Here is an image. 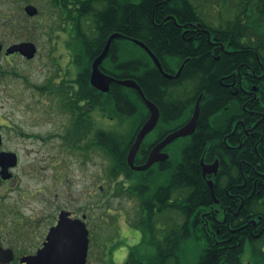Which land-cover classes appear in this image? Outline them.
I'll list each match as a JSON object with an SVG mask.
<instances>
[{"label": "flooded vegetation", "instance_id": "1", "mask_svg": "<svg viewBox=\"0 0 264 264\" xmlns=\"http://www.w3.org/2000/svg\"><path fill=\"white\" fill-rule=\"evenodd\" d=\"M83 1L86 0H67V6L65 8L60 7L56 10L58 19L62 24V31L65 32V28L68 25H72L73 21H76V9L80 8V3ZM94 1L97 6L101 3V0ZM46 2L50 6H53L51 0H46ZM122 3L123 5H128L131 2L129 0H122ZM29 5L31 4H26L24 7ZM67 10L73 11L74 17ZM28 18H30L29 20L31 22L35 17ZM177 26L182 29V39L190 41L191 38L185 35L191 32V28L186 25ZM119 40L123 41L124 38ZM16 44L18 43L5 45L0 40V88L6 87L10 79L17 78L16 72H11L7 69V67L10 68L12 66L11 61L14 58L21 57L18 53L7 54V50ZM57 50L59 53L58 59H53L51 56L52 51H47L46 56L55 71L53 76L49 79L47 78L42 85L33 86L36 90L33 89L34 96L19 98L9 93L10 96L12 95L9 101H13L12 112L15 110L16 114L20 113L24 115V119L20 122L21 124L27 122V125L33 128L42 125L44 120L46 123L51 122L52 125L56 123L58 127L56 135L55 133H48L47 135V137H55L54 144L49 146V142L46 143L40 137L44 135L41 132L31 131V134L18 132L19 126L17 123H13L16 127L12 124L7 125L0 115V264H28V262L37 264L40 261L42 263L51 262L49 256L44 253H42V256H39V253L47 245L58 248V253L62 251L65 245V233L62 234V231H59L57 239L50 241L52 231L59 226L60 222L80 223L86 229L88 245L85 264H146L147 257L154 255L155 247H149L153 250L151 255L146 253V245L144 242L146 237L142 231V227L135 225L136 223L140 224V222L145 221L146 216L142 206L144 204L143 199L146 196H97L98 189L96 183L98 178L96 173L89 176L88 196L2 195L4 188L11 187L10 182L15 183L17 181L16 171L21 158L19 154L20 150L4 148L6 130H10L14 135H20V138L24 140H28L29 136L32 138L39 137L40 142L44 143L42 146L47 148V152L49 153H46L43 161L45 162V166L43 168H36V170L42 173L43 169V172L46 173L45 178L43 176L42 179L49 183V186L46 187L48 191L58 189L59 187L65 191L66 183H71L70 179L67 178L68 175H66L67 169L65 166L64 151L88 153L89 157L84 158V160L88 159L89 165H92L94 164L92 162V156L96 153L95 136L98 130L109 132L116 129L115 131H118L121 135L124 134L119 128H112L110 125L114 120L121 125L117 119V116L121 118L119 112L117 116L105 115L94 105L97 104L96 93L88 91V88L85 87L82 94V68L79 49H75L74 51L70 47L62 46V48ZM119 50L117 46L113 53L110 48L107 56L100 64L99 69L109 77L117 80H127L130 78H122L119 73H124L125 68L123 65L126 62H118L117 55ZM36 55L29 60L23 57L21 58L30 62L35 60ZM97 57L98 55L91 63ZM219 58L215 57L214 59L218 61ZM106 61L109 63V69L104 66ZM188 61L189 58H185L176 66L177 60L175 62L174 58H169L166 61V67L168 68L166 70L159 60L163 73L171 76V78H165L163 73L153 65L163 79L171 82V86H178L181 85L178 83L181 79L183 81V77H187L183 81L184 83H187L188 78L191 77V74L187 71L184 72ZM121 66L122 68H120ZM239 69L240 66L237 67L235 73L225 75L218 80L220 86L223 89H228L233 96H238L240 92L241 96H239V100L241 101V105L239 103V106L236 105L238 112L232 104L231 108L235 113L231 111L227 116L220 114L217 118L207 116L206 119L205 130L207 132L212 130L214 137L207 141L204 155H212V160L204 161L203 155L199 161V166L202 175L201 161L208 166H212L217 162L216 173L207 174L205 178L202 175V178L208 188L207 181L213 182V195L214 189H216L218 196L216 197L214 195L213 197L211 189L209 188L212 200L211 204L198 208L196 212L199 213L200 219L197 226L191 224V229L202 232L204 234L203 238L206 236L205 233H208L215 239L214 244L216 247L222 245L221 249L232 248L234 246L233 241H236V246H243L245 250L246 246H251L250 241L252 239H259L263 236V239L260 241V252L264 254V105L260 103L258 87L255 84L245 85L244 88V78L249 75L247 73L241 75ZM259 69L264 71V67H256L255 71H251L255 79H260L264 76L263 74L258 77L255 73ZM179 70V76L175 77ZM89 78L90 74L88 82ZM114 85L117 84H110V90ZM182 90H184L183 87L174 89L171 92L172 101L165 100L163 103V111L169 116L168 121L162 118L161 109L158 105L154 104L158 109L159 117L154 129L143 139L135 156L134 166L144 165L151 151L157 145L167 136L184 127L191 120L196 102L199 98H201L199 104L201 109L203 94L198 96L192 107L190 116L186 117L185 112L182 110L183 107H181L183 101L179 99L183 95ZM135 92L138 94L137 91ZM1 93L0 103L3 102V105L1 104L0 108L2 110L6 106H9V102L7 105L6 98H1ZM142 104L144 105L143 102ZM239 107L242 109L241 113ZM223 110L226 111L227 108L225 107ZM149 116L150 114L146 107V116L143 119L139 117V122L141 123H138L140 126L136 129L135 126L138 125L137 123L128 131L129 133L133 131L134 138L128 148L125 163L128 171L134 174L132 177L133 180H129L123 174H119L115 180L112 179L113 181H109L105 175L107 182L113 183L114 185L121 183L124 189L128 190L130 186H145L146 180L152 176L154 177L156 173H166V170H162V167L166 164H169L175 169L181 160L183 149L189 144L197 131L200 113L195 131L192 135L175 139L172 143L160 150V154L168 156L167 159L155 162L146 171L138 172L131 169L128 165L127 156L138 132L147 122ZM83 135L84 139H81ZM149 136H152V138L147 140ZM178 142L181 144L172 148ZM33 152H36V150ZM215 152L218 153V157H213ZM3 154L6 155L4 156V160H2ZM9 154H15L16 165L14 167H8L7 174L10 177L4 179L2 176V165L9 162L7 159ZM77 157L78 155L75 154V161H78L84 167L87 162L82 163ZM130 201L138 204V208L136 209L138 213L137 217H134L131 213ZM173 201L171 197L170 204ZM105 206L108 208H104ZM175 206L176 204L174 203L173 208L170 210L172 211ZM99 208L104 210L101 216L98 214ZM131 215L134 218L129 220ZM161 228H164V226H158V229ZM240 232L245 234L243 242H241V237H238ZM123 242H127L130 247L126 244L124 245ZM134 243L138 244L134 245ZM164 258L169 264H173L175 259L172 253L167 252L164 253ZM63 261L61 259L58 260L59 263ZM246 262L247 264H264V258L253 257L250 261Z\"/></svg>", "mask_w": 264, "mask_h": 264}, {"label": "trees", "instance_id": "2", "mask_svg": "<svg viewBox=\"0 0 264 264\" xmlns=\"http://www.w3.org/2000/svg\"><path fill=\"white\" fill-rule=\"evenodd\" d=\"M51 1L55 10L67 6V0ZM208 1L140 0L138 4L123 5L122 0H101L97 6L94 0H86L76 9V21L71 25L77 49L81 53L82 94L85 87L96 93L97 104L94 105L105 115L117 116L119 112L121 118L117 116V119L121 124L133 116L142 119L146 116V111H141L137 106V100L141 102L138 94L117 85L112 86L109 93L102 94L95 91L88 82L91 61L102 52L108 37L113 33L143 43L166 70L169 58H174L175 62L177 60L176 66L189 58L184 72L187 71L191 77L187 83L183 82L187 77H183V81L181 79L177 82L181 84L178 86H171V82L163 79L147 54L136 45L145 59L125 62L124 73L119 72L122 78H130L138 83L146 99L159 106L164 120L168 121L169 116L163 111V103L165 100L172 101L171 92L174 89L184 88L179 99L183 101L181 107L186 117L190 116L198 96L203 94L197 131L183 149L176 168L164 165L162 170H166V173H156L146 180L145 186H130L128 190L121 183L113 186L119 196H146L142 206L145 221L135 224L142 227L146 248L155 247L154 255L147 257L146 264H169L164 258L165 252L173 254V264H184L180 260L184 246L193 239L203 243L195 264H247L243 260V246H236V241H233L232 248L222 250V245L216 247L211 235L205 233L203 238L204 234L191 229V224L197 226L200 216L196 211L212 201L199 166L207 141L214 137L212 130L208 131L209 135L205 130L207 116H227L231 111L235 113L231 108L232 104L235 108L238 103L241 105L240 92L238 96H233L228 89L220 86L218 80L235 73L240 66L239 73L249 75L244 78V88L245 85L255 84L260 103L264 105V76L255 79L251 72L256 67H264V0H216L221 6L217 11V22L206 7ZM70 13L71 16L74 15L73 11ZM177 25L191 28V32L185 35L191 38L190 41L182 39V29ZM121 41L118 39L112 42L111 52H115ZM215 57L220 58L216 61ZM118 60L120 62L119 58ZM255 73L259 77L264 71L259 69ZM225 107L226 111L223 110ZM239 108L241 113L242 109ZM236 111L238 112L237 108ZM139 123L135 126L136 129L140 126ZM133 138V131L123 135L115 130L97 131L95 147L108 163L106 176L109 181L115 180L119 174L133 180L134 174L128 171L125 163ZM81 139H84V135ZM214 154L213 157H218L217 152ZM206 160L211 161L212 155L205 154L204 161ZM159 175L167 176L165 185H154V179ZM214 195L218 196L216 189ZM171 197L174 200L172 204ZM174 203L176 206L171 211ZM158 226L164 228L158 229ZM238 235L243 242L245 234L240 232ZM262 239L263 236L250 241L252 257L264 258V254L260 252Z\"/></svg>", "mask_w": 264, "mask_h": 264}, {"label": "rangeland", "instance_id": "3", "mask_svg": "<svg viewBox=\"0 0 264 264\" xmlns=\"http://www.w3.org/2000/svg\"><path fill=\"white\" fill-rule=\"evenodd\" d=\"M131 3H137L140 0H129ZM26 4H31L38 9L39 15L32 19L28 18L23 12V7ZM207 9L211 13L213 20L217 22L219 19V9L216 0H209L206 4ZM56 10L50 6L46 0H0V40L5 45H10L20 42H32L37 48V55L35 60L26 61L21 57H16L11 61V67L7 69L11 72L17 73V78L10 79L9 84L6 87L0 88L1 98H6L7 105L5 109L0 108V115L7 125H13L17 123L19 128L18 132L24 134H31L32 132H41L44 135L40 136L47 142L49 146L54 144L55 137H47L48 133H55L58 129L56 123L52 125L51 122L46 123L44 120L42 125L30 128L27 122H22L24 115L20 113L16 114L15 110L12 112L13 101L9 99L12 95L14 97L24 98L34 96L33 86L42 85L46 79L51 78L54 74V68L50 64L46 56L47 51H52V58L58 59L59 53L57 49L62 48V46L70 47L72 50H77L75 32L72 30L71 25L65 28V32L62 31V24L58 19ZM30 22V23H29ZM13 28V29H12ZM15 31V33H13ZM62 31V32H61ZM64 32V33H63ZM14 34V36H12ZM120 49L118 52V58L120 61H133L137 59H145V55L141 50L128 41H121L118 45ZM107 69H109V63L106 61L104 63ZM34 89V90H33ZM36 91V90H35ZM6 92V94H4ZM12 95L10 96V94ZM10 96V97H5ZM37 96V95H36ZM133 98L136 96L133 94ZM3 105V102L0 105ZM137 106L141 111H146V107L137 100ZM22 111V110H21ZM139 117L133 116L124 120L122 125H119L115 120L110 123L112 128H119L124 134H127L138 122ZM52 125V126H51ZM133 126V127H132ZM132 127V128H131ZM36 138V139H35ZM32 138L29 136L28 140L20 138V135H14L10 130L5 131V142L4 148L6 149H18L20 150V164L16 171L17 181L15 183L10 182V188H4L2 190V195L5 196H88L89 192V176L91 174L97 175V196H119L113 190V183H109L106 180V168L108 167L107 161L103 158L102 154L96 151L95 155L92 157V162L95 164L89 165V161L84 160L88 158V153L77 152V151H64L65 166L67 169L66 175L70 179L71 183H66L65 191L61 187L58 189H51L48 191L46 189L49 183L45 182L42 177L46 173H39L36 168H43L45 166L44 159L48 149L42 146L39 137ZM152 136H149L147 140H150ZM181 144L176 143L172 148ZM25 149V151H24ZM42 149V150H40ZM36 150V152H33ZM39 150V151H37ZM75 154L78 155L77 159L87 164L83 167L75 161ZM52 155V154H51ZM33 174V176H31ZM167 176L159 175L154 180V185L162 186L167 183ZM152 185V188L154 187ZM122 196V195H120ZM115 203V201H113ZM104 208H108L105 206ZM138 204L136 202L130 201V210L134 217H137L138 213L136 209ZM104 213L102 208H99V216ZM132 215L129 220L134 218ZM105 233V232H104ZM123 244L129 246L127 242ZM138 243H134L136 245ZM130 247V246H129ZM202 247V242L197 240H191L188 242L183 249L181 262L184 264H195ZM146 253L152 254L153 250L150 248L145 249ZM253 257L251 256L250 247L246 246L243 254L244 261H250Z\"/></svg>", "mask_w": 264, "mask_h": 264}, {"label": "water", "instance_id": "4", "mask_svg": "<svg viewBox=\"0 0 264 264\" xmlns=\"http://www.w3.org/2000/svg\"><path fill=\"white\" fill-rule=\"evenodd\" d=\"M25 12L29 17H34L37 15V9L33 6H27L25 7ZM122 35L118 33H114L109 36L105 47L101 54L92 62L91 64V73H90V85L95 90L99 91L100 93L107 94L110 90V84L115 83L119 86L133 89L138 92L140 98L142 99L143 103L146 105L148 111H149V119L147 122L141 127L140 131L138 132L136 139L132 145V147L129 150L128 156H127V163L133 169L134 171L143 172L149 169L155 162L162 161L168 158L167 155L160 154V150L167 146L168 144L172 143L175 139L187 137L194 133L197 120L200 113V99L196 102L193 116L191 120L181 129L178 131L172 133L171 135L167 136L159 145H157L150 153L149 158L147 162L142 166H134V160L135 156L137 154V151L145 138V136L151 132L158 120L159 112L157 107L148 101L141 91L138 84L131 79L127 80H117L115 78L109 77L105 74H103L99 66L102 63V61L107 56L111 43L116 40L120 39ZM134 44L139 46L141 49H143L146 54L149 56L155 67L163 73L162 66L159 62V60L151 53V51L141 42L137 40H132ZM1 50V47H0ZM13 53H19L22 57L26 59H32L36 53V47L33 43L25 42L20 43L11 46L7 50V54H13ZM180 70L176 74L175 77L179 76ZM165 78H171V76L163 73ZM4 156L2 155V160H4ZM13 156V157H11ZM13 158V159H12ZM7 159L9 162L7 164L2 165V176L4 179H8L10 177L8 173V167H14L16 165V156L15 154H9L7 156ZM217 162H215L212 166L205 165L203 161H201V168H202V175L205 178L207 174L216 173V167ZM207 184L209 188L211 189V194L213 195V182L207 181ZM62 231V234L65 233V245L62 248V251L58 253V248H53L51 245H47L45 249H43L39 254V256H42V253L49 256L50 261L49 263H40L37 264H85L86 254H87V245H88V238H87V231L84 228V226L80 223H63L60 222L59 226L55 228L51 233V240H56L58 236V232ZM64 260L63 262L59 263L58 260ZM53 260V262H52ZM55 261V262H54ZM28 264H34L33 262H28Z\"/></svg>", "mask_w": 264, "mask_h": 264}]
</instances>
